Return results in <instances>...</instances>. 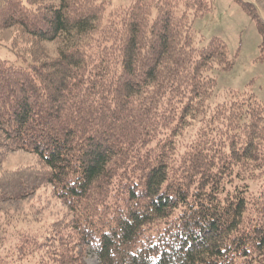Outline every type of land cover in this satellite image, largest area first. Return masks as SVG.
<instances>
[{"label": "trees", "instance_id": "1", "mask_svg": "<svg viewBox=\"0 0 264 264\" xmlns=\"http://www.w3.org/2000/svg\"><path fill=\"white\" fill-rule=\"evenodd\" d=\"M108 6L0 0L25 62L0 58V154L41 163L0 170V203L49 185L71 214L41 240L3 230L0 264H87L88 247L97 264H264V179L248 184L264 174V103L210 102L232 60L218 37L197 45L209 3Z\"/></svg>", "mask_w": 264, "mask_h": 264}, {"label": "rangeland", "instance_id": "2", "mask_svg": "<svg viewBox=\"0 0 264 264\" xmlns=\"http://www.w3.org/2000/svg\"><path fill=\"white\" fill-rule=\"evenodd\" d=\"M108 9L118 5H127L132 0H108ZM208 11L201 17L193 19L192 27L199 35L198 46H204L211 37H218L227 46L231 67L226 70H214L216 80L211 103L222 101L232 92H250L264 103V53L261 50L262 36L257 21L264 23V0H206ZM250 11L251 13H248ZM14 29L0 31V58L22 63L23 58L13 50ZM23 47V44L20 43ZM19 50L22 51V48ZM52 49L53 45L48 46ZM27 60L29 58L27 57ZM241 94V93H240ZM193 129L187 135H191ZM41 163L37 157L16 150L0 154V170L38 169ZM263 175L248 181L251 191L256 192L262 184ZM11 185V183H9ZM9 188V189H8ZM7 190L11 188L8 187ZM6 215V217H4ZM9 217V221L7 218ZM71 214L65 204L57 198L51 186L44 185L33 195L14 201L0 203V236L7 230L8 240L18 239L19 231L29 229L37 231L39 240L45 238L47 228L53 224L69 221ZM10 223V224H8ZM12 238V239H11ZM87 264H97L96 254L89 247L86 250Z\"/></svg>", "mask_w": 264, "mask_h": 264}]
</instances>
